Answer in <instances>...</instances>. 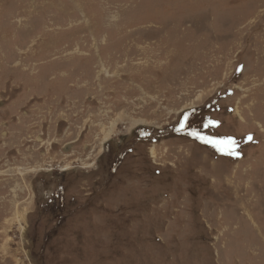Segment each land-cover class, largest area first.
Listing matches in <instances>:
<instances>
[{"label":"rangeland","instance_id":"374dc122","mask_svg":"<svg viewBox=\"0 0 264 264\" xmlns=\"http://www.w3.org/2000/svg\"><path fill=\"white\" fill-rule=\"evenodd\" d=\"M0 264H264V0H0Z\"/></svg>","mask_w":264,"mask_h":264},{"label":"bare ground","instance_id":"6f19581e","mask_svg":"<svg viewBox=\"0 0 264 264\" xmlns=\"http://www.w3.org/2000/svg\"><path fill=\"white\" fill-rule=\"evenodd\" d=\"M13 17V16H12ZM11 19H13V18H11ZM75 19V18H74ZM76 21V20H75ZM80 43V42H79ZM70 46V45H69ZM78 46V45H77ZM73 47V46H72ZM61 49V48H60ZM66 50V49H65ZM60 54V53H59ZM98 54V53H97ZM109 55V54H108ZM112 60V59H111ZM84 64V63H83ZM98 67H99V65H98ZM108 141V140H107ZM107 141H105V143L107 142ZM152 154H153V157L155 156V152H154V150L152 151ZM157 158V157H156Z\"/></svg>","mask_w":264,"mask_h":264},{"label":"snow or ice","instance_id":"6c2138e0","mask_svg":"<svg viewBox=\"0 0 264 264\" xmlns=\"http://www.w3.org/2000/svg\"><path fill=\"white\" fill-rule=\"evenodd\" d=\"M249 139H251V137H249Z\"/></svg>","mask_w":264,"mask_h":264}]
</instances>
